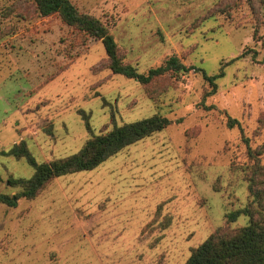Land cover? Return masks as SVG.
<instances>
[{"label":"rangeland","instance_id":"obj_1","mask_svg":"<svg viewBox=\"0 0 264 264\" xmlns=\"http://www.w3.org/2000/svg\"><path fill=\"white\" fill-rule=\"evenodd\" d=\"M70 1L138 73L170 56L194 69L140 85L107 69L100 41L40 17L32 0H0V194L17 197L8 179L33 174L4 154L22 141L45 163L113 126L172 122L32 200L0 204V264H185L212 234L250 222L226 215L252 201L244 138L264 141V0ZM220 70L214 89L202 73Z\"/></svg>","mask_w":264,"mask_h":264},{"label":"trees","instance_id":"obj_2","mask_svg":"<svg viewBox=\"0 0 264 264\" xmlns=\"http://www.w3.org/2000/svg\"><path fill=\"white\" fill-rule=\"evenodd\" d=\"M32 2L40 17L57 15L64 25L85 34L88 38L100 41L107 59L106 67L113 74L132 79L140 85H147L167 73H184L194 69L185 66L176 56H170L159 67L149 69L146 73H138L133 66L122 62L112 35L99 19L80 13L70 0ZM202 75L215 89V80L223 73L220 70L211 77L204 73ZM171 124L166 117L154 114L130 124L113 126L102 134L87 139L76 154L45 163H37L23 141L13 145L4 154L23 159L32 168L33 174L28 179L9 178L8 183L12 187L20 188L21 192L17 197L0 194V204L13 207L17 199L32 200L50 181L69 174L91 171L122 149L166 129ZM233 124L238 125L237 121L230 120L231 127ZM244 142L248 163L241 168L252 201L242 210L229 212L226 220L233 223L243 214L250 217V222L246 227L233 232L212 234L192 251L185 264H264V221L261 218L254 219L255 216L264 214V163L261 162L264 156V141L254 149L249 146L247 138H244ZM253 203L256 207H253Z\"/></svg>","mask_w":264,"mask_h":264}]
</instances>
